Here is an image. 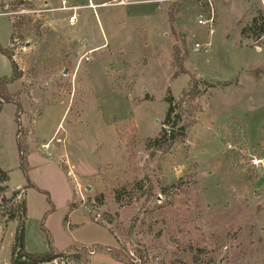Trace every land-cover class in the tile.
<instances>
[{
	"label": "rangeland",
	"instance_id": "374dc122",
	"mask_svg": "<svg viewBox=\"0 0 264 264\" xmlns=\"http://www.w3.org/2000/svg\"><path fill=\"white\" fill-rule=\"evenodd\" d=\"M214 1L210 37L193 0H0V264L24 201L50 264H264V0L246 21L245 0ZM237 26L251 48L214 61ZM169 93L188 130L158 151Z\"/></svg>",
	"mask_w": 264,
	"mask_h": 264
},
{
	"label": "trees",
	"instance_id": "16d2710c",
	"mask_svg": "<svg viewBox=\"0 0 264 264\" xmlns=\"http://www.w3.org/2000/svg\"><path fill=\"white\" fill-rule=\"evenodd\" d=\"M259 30L260 31H258L257 34L259 33L258 34L260 35L259 37L262 38L264 36V26L262 27V29H259ZM244 33L245 31L243 32V34ZM175 50L177 51V60H176L177 66L180 67V69L176 71L175 77H179L180 75L186 74L187 72L183 67V59L180 58L179 48L175 47ZM0 54L7 56L8 59L11 61L14 76L16 77L17 70H16L15 65L12 62L11 52L3 50V48L0 46ZM9 82L10 81L6 78L0 79V94H2V97L0 96V98L2 99L0 100L6 99L7 95L5 96V93H2L4 92L3 85L8 84ZM203 83L206 84L205 82ZM194 86L196 90V92H194V97L196 98V96H198L201 93L200 91H198V86L196 84ZM210 86L212 87L213 85H210ZM8 102L12 103L11 101H8ZM166 103L169 105V108H168L166 118L163 124L164 127L160 134V137L154 141V146L158 151L168 150L172 146V144H174L176 141L183 140L186 137L187 130H188L187 126H183V125L180 126V124L182 123L183 115H181L180 113H177V110H178V107H181V103L177 104L175 102V99L170 95V93L166 99ZM17 145H18L19 152L21 154V168L25 173H28L29 168H28L27 158L25 156L26 152H25L24 145L20 141H17ZM0 176L2 177L1 181H4V182L9 181L8 174L2 171L1 169H0ZM31 185L32 186L29 188H36V186H34L33 184ZM18 194L19 192L15 191L13 193V196H17ZM74 206L75 205L72 204V208H74ZM20 208H21L20 218L16 217L15 215H12L9 219L12 222L13 221L17 222L18 220H20V223H21V225L18 227L17 232H16V239H15V244H14L13 252H12V255L14 257L13 263L14 264H50L57 258L64 257L63 255H60L59 253L53 250L50 253H46V254H30L26 251V245H25V224H26V213H27L26 201L22 202V205L20 206ZM114 257H116L115 254H114Z\"/></svg>",
	"mask_w": 264,
	"mask_h": 264
},
{
	"label": "crops",
	"instance_id": "0c3cea01",
	"mask_svg": "<svg viewBox=\"0 0 264 264\" xmlns=\"http://www.w3.org/2000/svg\"><path fill=\"white\" fill-rule=\"evenodd\" d=\"M169 1H174V0H145V2H151V3H157V4H165L166 2H169ZM261 1V3L258 1V0H245V1H243V3L244 4H247V9H246V12H245V15H244V20L246 21L248 18H249V20L250 19H252V18H254L255 16L253 15V12H254V8H257L258 9V11H262V8H261V6H263L262 4V1L263 0H260ZM213 3H214V6H215V11H216V13H217V21H216V27H215V30H217V29H219V14H218V7H217V5H216V3H215V1L213 0ZM157 9L153 12V14H156V12H158V15H159V18L161 17V14H160V8L159 7H156ZM263 12V11H262ZM162 15H163V13H162ZM243 19H241V20H243ZM169 27V23H168V21L167 22H164V28H165V30H167V28ZM166 32V31H165ZM215 32H217V31H214V35L215 36H217L218 34L217 33H215ZM236 33H237V42H236V47L234 48V47H231L229 44H227V43H229L230 41H229V38H228V35H225V36H223L222 38H221V43H215L216 45H218L213 51H211L212 52V59L214 60V61H220V59H221V57H226V55H227V53H232V51H236L237 53H239V54H242V55H244V54H246V52L248 51V49L249 48H251V40H252V38H244L243 36H242V28H240L239 26H237V29H236ZM167 35V34H166ZM165 35V36H166ZM214 35H211V36H214ZM210 36V37H211ZM214 38V37H213ZM264 39V36L259 40V41H257V44L259 43V42H262V41H264L263 40ZM215 45V46H216ZM219 46H221V48H219ZM211 48H213V46L211 47ZM96 49V48H95ZM223 54V55H222ZM230 56V55H229ZM223 59V58H222ZM239 72V71H238ZM249 74V73H248ZM247 74V75H248ZM231 76H230V79H231V81H225L224 82V84H226V83H232V81H235L236 79H237V83L236 82H233L232 83V85H230V86H228V87H226L224 90H222V92L223 91H225V90H227V89H229V88H237V89H240L241 88V84L242 83H240L241 82V79H240V77H238V78H236V79H233V77L235 76V73H234V76H233V74H230ZM246 75V76H247ZM227 76V75H226ZM233 86H235V87H233ZM214 92H218V91H214ZM257 144V143H256Z\"/></svg>",
	"mask_w": 264,
	"mask_h": 264
},
{
	"label": "built area",
	"instance_id": "2783aa9c",
	"mask_svg": "<svg viewBox=\"0 0 264 264\" xmlns=\"http://www.w3.org/2000/svg\"><path fill=\"white\" fill-rule=\"evenodd\" d=\"M196 1L199 6L198 24L208 30L210 36L214 34L217 13L215 11V6L213 0H193ZM212 47L211 41L207 43H196L194 45V51L196 52H210Z\"/></svg>",
	"mask_w": 264,
	"mask_h": 264
}]
</instances>
